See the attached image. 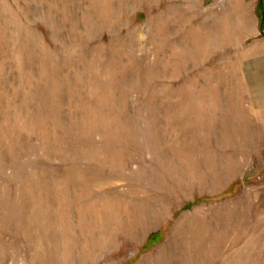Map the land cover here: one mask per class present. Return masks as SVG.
<instances>
[{"label":"rangeland","instance_id":"obj_1","mask_svg":"<svg viewBox=\"0 0 264 264\" xmlns=\"http://www.w3.org/2000/svg\"><path fill=\"white\" fill-rule=\"evenodd\" d=\"M258 2L0 0V264H264Z\"/></svg>","mask_w":264,"mask_h":264},{"label":"crops","instance_id":"obj_2","mask_svg":"<svg viewBox=\"0 0 264 264\" xmlns=\"http://www.w3.org/2000/svg\"><path fill=\"white\" fill-rule=\"evenodd\" d=\"M254 85H255V87H257L259 85L260 94L258 95V97H259L260 103H262L264 105V74L263 73L261 75L260 82L258 83V81H257L254 83Z\"/></svg>","mask_w":264,"mask_h":264},{"label":"trees","instance_id":"obj_3","mask_svg":"<svg viewBox=\"0 0 264 264\" xmlns=\"http://www.w3.org/2000/svg\"><path fill=\"white\" fill-rule=\"evenodd\" d=\"M263 9H264V3H263V0H259V2H258V13H259V15H260V18H261V22H262V24L264 25V11H263ZM159 237V236H158ZM158 237L157 236H154L153 238H152V242H154V241H156L157 239H158ZM152 242H150V244L152 243ZM150 244H148V245H150Z\"/></svg>","mask_w":264,"mask_h":264}]
</instances>
